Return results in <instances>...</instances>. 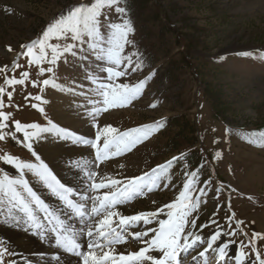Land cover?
<instances>
[{
	"label": "rangeland",
	"instance_id": "rangeland-1",
	"mask_svg": "<svg viewBox=\"0 0 264 264\" xmlns=\"http://www.w3.org/2000/svg\"><path fill=\"white\" fill-rule=\"evenodd\" d=\"M97 3L101 5L97 20L103 46L111 23L129 21L134 28L124 52L131 62L126 60L117 68L127 70L128 75L115 82L134 85L145 81L132 103L106 112L95 110L103 107L99 93L101 85L109 82L107 68L116 66L92 47L99 41L85 37L82 47L78 44L65 53L64 47L71 41L51 38L49 44L60 45L55 64L50 63V47L45 49L47 59L41 64L31 62L26 54L27 47H32L39 56L43 33L72 8ZM120 8L125 11L121 13ZM40 68L52 71L41 73ZM25 71L28 77H22ZM12 76L25 82L9 86L6 81ZM45 79L51 83L44 85ZM0 87L5 88L0 111L10 117L8 126L0 129L4 134L0 140V169L18 175L3 162L5 155L35 162L32 151L17 143L23 135L15 133L16 120L41 127L56 124L92 141L97 124L101 128L111 125L118 130L117 135L152 126V133L134 148L118 156L111 155L113 148L103 161L96 160L91 145L64 141L55 134H42L46 139L41 142L37 138L34 150L71 189L69 198L77 204L85 203L86 213L91 212L92 204L86 201V195L108 190L93 192L87 178L90 173H95L97 182L105 177L124 181L151 174L152 169L177 157L161 176L159 187L151 192L145 189L131 201L117 205L116 210L127 216L154 212L177 201L184 183L194 179L190 201L184 203L195 205L188 219H194L196 226L187 225L185 235L192 231L203 240L181 253V264H238L235 257L242 242L247 253L244 264H259L257 251L264 258V0H117L112 5L107 0H0ZM8 92H12L11 98ZM36 96L41 99L36 100ZM2 175L0 172V178ZM27 178L49 211L64 222L67 231L63 235L74 231L81 245L77 251L86 253L90 238L85 225L95 226L103 213L91 220L87 215L77 216L45 185L30 175ZM201 188L205 189L203 194ZM33 210L35 223L41 224L39 229L0 192V248L8 249L4 264L12 260L21 264L18 256L24 251L17 250L14 243V234L21 233L44 244L43 249L26 253L28 259L22 264H56L64 254L83 264V255L57 245L52 231L57 224H49L39 207L33 206ZM165 218L166 213L159 217ZM113 220L112 227L125 238L122 242L108 245L112 236L105 239L96 233L93 239L104 245V251L114 249L115 254L127 255L146 247L143 241L154 233L149 232L143 240H137L134 233L158 227L156 221L120 225L118 217ZM217 228L234 235H222L208 249L209 238ZM254 233L260 236L254 238ZM227 241L233 243L221 258L219 247ZM96 251L101 253V249Z\"/></svg>",
	"mask_w": 264,
	"mask_h": 264
},
{
	"label": "snow or ice",
	"instance_id": "snow-or-ice-1",
	"mask_svg": "<svg viewBox=\"0 0 264 264\" xmlns=\"http://www.w3.org/2000/svg\"><path fill=\"white\" fill-rule=\"evenodd\" d=\"M116 2L117 0H107L109 5L115 4ZM100 7V3H97L93 7L81 5L72 8L67 15L49 25L47 30L43 33V39L39 42L41 54L39 56L35 55L32 47H27L26 54L32 58L31 62L41 64L47 59L45 49L50 47L53 52L50 63L55 64L58 59L56 52L60 45L49 44L51 38L71 41V43L64 47L65 53L72 52L78 44L82 47L85 42V37L92 41H99V43H93L92 47L98 49L99 53L106 56L107 60L116 66L107 68L109 82L101 85L99 93L103 97V107L95 110L97 112H106L109 108L122 107L132 103V101L141 94L145 86V81H140L134 85L115 82L116 79L128 75L127 70L121 71L117 70V68L124 64L126 60L129 64L131 62V57L125 56L124 52L126 45L130 43L129 34L134 32V28L129 21L111 23L109 25L111 29L110 35L106 40V46H103L105 41L98 31L97 20ZM119 11L123 13L125 10L120 8ZM8 50L11 51V46H9ZM16 67H19V65H16ZM6 68L7 66H5L4 70H6ZM44 71L51 72L52 68H40L41 73ZM21 75L22 77H28L29 73L25 71ZM24 82V79H17L15 76L8 78L6 81L9 86L23 84ZM32 83L33 86L36 85L35 80ZM50 83L51 81L48 79L43 81L44 85H49ZM4 93L5 88L0 87V96ZM7 95L11 98L12 92H8ZM25 99H28V97H25ZM35 99L40 100L41 97L36 96ZM3 106V100L0 99V109H2ZM33 107H39V105H33ZM40 110L43 111L42 108ZM9 119V114L0 111V129H4L8 126L7 122ZM94 127L96 131L94 141H92L85 139L83 136H78L75 132L59 127L56 124H52L50 127H41L38 123L28 124L16 120L14 122L15 133H22L23 135V139H18L17 143L22 144L28 150L32 151L35 162H28L14 155L3 156V162L13 167L18 175L12 176L6 170L0 169V172L3 173L2 178H0V192L8 196L9 203H11L13 207L19 208L27 215L29 222L32 223V226L36 229L41 228V224L35 223L36 217L33 206L39 207L46 214L49 224H53L54 222L57 224V227L52 228L56 236L57 245L69 252H76L78 255H83V264H145V262H149V264H181V253L189 252L198 242L203 240L201 235H196L192 231H189L185 235V228L187 225L191 224L193 228L196 226L194 219L191 221L188 219L190 211L195 205L184 203L185 201H190L189 192L195 184L194 179H189L184 183L183 190L179 192L177 201L166 204L164 207L158 208L154 212L143 211L135 215L127 216L121 215L116 210L117 205L126 201H131L135 196L143 194L145 189L151 192L159 187L161 176L174 164L177 157H173L171 160H168L166 164L152 169L151 174L145 173L141 176L127 178L124 181L113 177H105L97 182L95 173H90L87 178L90 180L89 187L93 192L99 193L102 189L108 190L94 196H87L85 194L86 201H92L91 212L86 213L85 203L77 204L69 198L68 193L71 189L62 182L53 171L52 167H50L49 163L34 150V141L37 138L41 142L46 139L42 134H55L56 137L64 141L74 140L77 144L91 145L95 148L96 160L103 161L108 158L111 149L115 148V151H111V155H121L122 151L131 150L142 140L146 139L153 131L152 126H142L117 135L116 133L118 130L111 125L106 124L101 128L97 124L94 125ZM29 129H32V131ZM3 139L4 134L0 133V140ZM102 139L103 144L101 145ZM28 175H30L32 179L45 185L56 197L63 200L70 208L74 209L77 216L84 217L87 215L89 220H91L93 217L100 216L103 213L102 218L95 222V226H93L92 223H86L85 225L86 235L90 238V243L87 245L88 251L86 253L77 251L81 248V245L74 231L70 235H63V233L67 231L64 222L49 211L45 202L33 190L27 178ZM192 175L194 176L195 173ZM199 191L203 194L205 189L201 188ZM162 213H166L167 218L159 219ZM114 217L119 218L120 225H134L140 222H143L144 225H148L156 221L158 222V227L149 228L145 232L137 231L134 233V237L137 240H143V237L148 236L149 232L154 233L151 239L143 241L147 245L146 247H141L138 251L131 252L127 255L123 253L115 254L114 249L104 251V245L93 239L94 233L105 239L112 236V239L107 240L108 245L120 243L125 239L112 227ZM13 219L15 220L17 218L13 217ZM229 219H231V217ZM213 223H215V221H213ZM83 234L84 230L81 229V235ZM222 235H234V232L227 233L217 228L209 238L208 249H211ZM259 236L260 233H254V238ZM231 243H233V241H227L219 247L221 258H224L226 250L229 249ZM251 244L252 241H249L248 245L251 246ZM97 249H101L99 255L97 254ZM6 252H8L7 248H0V264H4V254ZM151 253H156V255ZM203 254L204 253H200V255ZM246 258L247 253L244 251L242 242L239 255L236 256L235 259L238 264H244ZM57 259L59 258L57 257ZM256 260L259 264H264V258H261L259 251L256 252ZM9 264H18V262L12 260Z\"/></svg>",
	"mask_w": 264,
	"mask_h": 264
},
{
	"label": "bare ground",
	"instance_id": "bare-ground-1",
	"mask_svg": "<svg viewBox=\"0 0 264 264\" xmlns=\"http://www.w3.org/2000/svg\"><path fill=\"white\" fill-rule=\"evenodd\" d=\"M72 222V221H70ZM14 243L16 246H18L19 251H24V254L19 255L18 259L20 263L26 261L28 259L26 253L33 252L37 249H43L44 244L42 241H37L36 239H33L31 237H27L26 234H14ZM82 240V239H81ZM85 241V240H84ZM86 242V241H85ZM84 242V243H85ZM46 244V243H45ZM85 245V244H84ZM64 257L60 258L58 261H56V264H80V259L76 257H71L66 254L63 255Z\"/></svg>",
	"mask_w": 264,
	"mask_h": 264
}]
</instances>
